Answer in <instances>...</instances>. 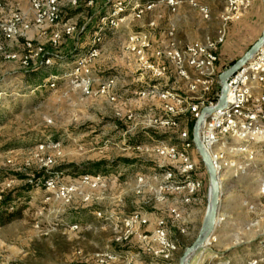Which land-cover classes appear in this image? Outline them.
Segmentation results:
<instances>
[{"label": "rangeland", "instance_id": "374dc122", "mask_svg": "<svg viewBox=\"0 0 264 264\" xmlns=\"http://www.w3.org/2000/svg\"><path fill=\"white\" fill-rule=\"evenodd\" d=\"M87 1L71 6L64 0L57 24L36 27L28 0H0V28L17 12L29 24L28 29L19 27L15 36L0 40L4 46L0 52V207L12 204L22 211V217L0 223V264L159 263L162 245L155 229L160 218L169 221L167 238L177 247L172 263L179 264L201 227L209 201V175H202L207 182L206 203L194 230L187 221L171 225L167 211L180 207L181 195L159 187L163 171H173L179 180L180 165L160 156L156 147L162 141L180 145L183 131L192 136V117L184 113L177 126L161 125L157 119L166 115V101L146 89L157 82L169 86L178 81L181 98L193 101L199 93L185 89L188 83L179 80L172 64L164 76H154L145 60L157 62L156 52L170 42L166 24L179 44L176 29L183 41L195 39L194 34L202 41L214 39L226 2L196 0L210 10V18L204 19L186 0L175 11L161 0ZM119 2L127 6L125 19L119 22V32L110 36L98 32L100 51L87 66L92 80V92L87 94L82 72L78 78L72 76L75 61L91 46L79 32L93 25L94 29L107 27L101 18ZM148 2L155 5L141 18H133L131 8ZM67 27L74 28L70 35L65 34ZM263 30L264 4L254 0L251 9L232 23L217 70L227 69L242 57ZM142 31L148 34L150 46L138 53L131 50L130 38ZM57 33L60 40L53 46ZM106 37L109 41L104 44ZM27 41L54 55L51 71L57 68L53 75L59 77L54 87L47 77L38 82L37 75L45 76L49 68L39 60L33 59L25 68L20 61L4 57V52L23 53ZM111 76L117 78L114 100L96 94ZM194 149L193 158L203 171L205 166ZM229 158L247 163L239 154ZM103 160L107 163L97 170L94 163ZM42 170L45 177H38ZM230 170L235 174L221 179L225 196L221 197L219 224L190 264H264V154L244 171ZM13 207L8 208L14 211ZM134 212L143 213L148 221L128 229L124 219ZM179 224L189 228L179 233L175 228Z\"/></svg>", "mask_w": 264, "mask_h": 264}, {"label": "built area", "instance_id": "2783aa9c", "mask_svg": "<svg viewBox=\"0 0 264 264\" xmlns=\"http://www.w3.org/2000/svg\"><path fill=\"white\" fill-rule=\"evenodd\" d=\"M34 13L33 22L36 27L55 25L60 18V7L64 0H28ZM71 6H78L81 0H67ZM96 0H88V4ZM169 4L172 11L183 2V0H161ZM191 5L198 8V11L204 19L210 18V10L205 5H200L196 0H186ZM226 8L219 15L220 24L217 29V35L214 39L195 40L179 46L174 38V31L169 29L167 43L163 51L156 52L157 62L145 60L146 68L154 76H164L170 65L174 66L177 76L188 83V89L192 93H199V96L193 101H188L179 96L174 89H158L156 85L151 84L146 91L156 93L164 101L166 115L160 116L157 120L163 126L175 127L179 124V116L189 113L192 118L200 115L201 109L206 106H215L220 96L221 86L217 70L219 53L221 47L225 44L229 29L232 23L237 22L250 10L254 0H225ZM155 4L148 2L145 4H136L131 8V15L139 19L150 10ZM127 6L122 2L114 7L107 15L101 18L104 25L117 28L119 22L125 19L124 12ZM21 29H28L29 24L25 21V15L21 12L14 13L12 21L6 26L0 28V40L4 37H13ZM100 27V30H102ZM73 27H67L65 34L70 35ZM60 35L57 33L52 39V45L59 43ZM131 50H137L138 53L150 46L149 36L142 31L133 34L130 38ZM101 36L97 34L93 39L91 46L74 63L75 69L72 76L78 78L82 75L81 81L85 93L90 94L92 80L89 77L88 64L98 55L100 51L99 44ZM3 45L0 43V52H3ZM3 54V53H2ZM6 59L18 60L25 67L31 66V61L36 59L41 62L45 68L53 64L54 55L45 51L42 46H35L32 42L25 43L24 52H4ZM60 57H58L59 59ZM148 59V58H147ZM163 61V62H161ZM57 74H51L47 77V82L54 87ZM116 77H109L102 82L96 89V94L105 95L115 99L113 89L116 85ZM139 93H145L140 91ZM201 137L205 148L210 153L217 171L220 176L228 169L244 171L249 162L254 161L259 154H264V42L253 56L241 66V68L228 78V101L223 108L215 110L203 122L201 127ZM181 143L170 144L162 141L156 147V152L170 161L179 163V180H176V174L171 171H163V184L160 189L163 192L182 193V201L185 204H192L194 197L203 189L204 181L198 175L199 165L194 160L195 146L191 141V134L183 131L180 134ZM44 145L40 144V148ZM239 154L245 159V165L238 163L236 159L229 158V155ZM51 159L47 158L46 163ZM45 163V164H46ZM99 174L97 178H99ZM154 178H158L156 175ZM140 180H142L140 178ZM48 183V182H47ZM48 184H51L50 182ZM261 190L264 193V182ZM171 225L180 222L183 219V211L177 206L169 208ZM147 219L141 212H134L125 217V226L128 229L136 225H144ZM169 221L160 218L157 220L155 234L160 239L162 249L160 255L162 262L155 264H173L172 254L176 250L174 242L167 238ZM184 231V229H181Z\"/></svg>", "mask_w": 264, "mask_h": 264}, {"label": "water", "instance_id": "95a60500", "mask_svg": "<svg viewBox=\"0 0 264 264\" xmlns=\"http://www.w3.org/2000/svg\"><path fill=\"white\" fill-rule=\"evenodd\" d=\"M263 4H264V0ZM264 42V30L261 36L255 41V43L246 51V53L236 60L230 67L225 69L219 74L220 80V96L215 106H206L201 109L200 115L196 118L193 130L192 139L202 163L204 164L207 173L209 175V201L207 210L199 229L197 237L190 246L185 248L182 253L179 264H190L193 256L202 247L205 242L213 235L217 225L219 224V208L222 197V184L220 179V173L217 171L213 159L205 148L201 137V127L205 119L213 113L215 110L223 108L227 105L228 101V78L238 71L243 64H245L253 54L260 48Z\"/></svg>", "mask_w": 264, "mask_h": 264}, {"label": "crops", "instance_id": "0c3cea01", "mask_svg": "<svg viewBox=\"0 0 264 264\" xmlns=\"http://www.w3.org/2000/svg\"><path fill=\"white\" fill-rule=\"evenodd\" d=\"M97 1V0H96ZM99 4V3H98ZM167 5V4H166ZM97 6V5H96ZM169 6V5H168ZM170 7V6H169ZM171 9V8H170ZM178 14H179V11H178V13H176V14H174V15H177L178 16ZM198 14L200 15V16H202L201 14H200V12H198ZM173 15V16H174ZM167 26H166V30L168 31L169 30V27H168V24H166ZM94 27H95V25H93V27H91L90 29H87V30H85L83 33H82V31H80L79 33H82L81 34V37L80 38H83V39H86L87 41V43H91L92 44V42H93V39H92V37H94L95 35H97L98 34V32H101L104 36L106 35H108V36H110V35H112V34H114V33H116V32H119L118 30L119 29H117V28H114V27H110V26H107V27H103V28H101L102 30H100V27H98V28H96V29H94ZM93 28V29H92ZM199 29H197L196 31H198ZM92 31V32H91ZM166 31V32H167ZM176 38L179 40V41H181V42H184V44L185 43H188V42H191V41H195V40H200V38L201 37H198L197 38V36H199V35H195L194 34V36H193V38H195V39H193V40H191V41H183V40H181L182 39V37H180V36H178V34H179V32H178V30L176 29ZM167 36V35H166ZM180 38V39H179ZM92 39V40H91ZM89 40V41H88ZM108 41H109V39L106 37V40L104 41V44L106 43H108ZM180 42V44L181 45H183V43H181ZM48 71H50V73H51V66L48 68ZM53 71V70H52ZM55 71H57V68H56V70ZM55 71H53V72H55ZM54 74V73H53ZM174 77H176V75H174ZM176 79H178L177 77H176ZM179 80H181L182 82H183V80L182 79H180L179 78ZM176 82H178V81H174V82H172L169 86H167V85H164V86H162L161 85V83L160 82H157L156 84H154V85H156V88H158L159 90L160 89H167V88H169V89H174V90H177V92H178V90H180V87H178L177 85H176ZM184 83H186L185 81H184ZM184 85V84H183ZM186 90H189L188 89V87L187 88H185ZM206 172H207V170H206V168L203 170V171H201V168L199 169V171H198V175L201 177V178H203L202 177V175L203 174H206ZM235 173L233 172V171H231L230 169H228V170H226L221 176H220V179H222L223 180V176H233ZM203 181H204V178H203ZM223 183V181H221V184ZM206 188H207V182L206 181H204V186H203V189L194 197V200H193V203L192 204H185L184 203V201H182V197H183V195L184 194H182V193H177V194H180L181 195V197H180V207H178L179 209H181L182 211H183V219L180 221L181 223H183V224H185V222L187 221V222H189L190 224H191V229L192 230H194V228L196 227V225H197V223H198V221H199V219H200V217H202V213H203V210H204V208H205V204L204 203H206ZM172 194V193H171ZM225 196V194H222V196ZM221 200H223V198H221ZM225 200V199H224ZM220 205H221V202H220ZM189 208H191V209H189ZM169 210V209H168ZM206 210H207V208L205 209V211H204V215H203V219H204V216H205V213H206ZM219 210H220V208H219ZM168 212V216L170 217V214H169V211H167ZM201 220V219H200ZM202 222H203V220H202ZM202 225V224H201ZM184 225H181V224H179V225H177L175 228H177L176 229V231H178L179 233H181V232H184V231H182L181 229L183 228H186L187 227V229L189 228V226H186V227H183ZM155 227V226H154ZM150 230H153V229H150Z\"/></svg>", "mask_w": 264, "mask_h": 264}, {"label": "trees", "instance_id": "16d2710c", "mask_svg": "<svg viewBox=\"0 0 264 264\" xmlns=\"http://www.w3.org/2000/svg\"><path fill=\"white\" fill-rule=\"evenodd\" d=\"M85 30H83L82 31V33L84 32ZM81 33V34H82ZM227 41V40H226ZM220 56V55H219ZM58 58V57H57ZM219 59H220V57H219ZM58 60V59H57ZM234 63V61H232V63L231 64H233ZM44 71H45V69H44ZM53 71H55L54 69H53ZM53 71H51V73H50V71H48L47 73H46V75L44 76L43 74H41V75H37L38 76V78H39V80H38V82H41L44 78H46V77H49L51 74H53V73H57L56 71L55 72H53ZM224 71V70H223ZM218 72H222V71H220V70H218ZM40 74V73H39ZM41 80V81H40ZM39 85H41V83L39 84ZM42 86V85H41ZM194 122H195V119L194 118H191V121H190V123H189V126H190V128H191V130L193 129V125H194ZM192 137V136H191ZM124 160H126V161H130V160H128V159H124ZM107 162L106 161H99V162H96V163H94V166L96 167V169L97 170H99L101 167H103V165H105ZM96 170V171H97ZM96 174V173H95ZM45 175H46V173H45V171L44 170H42V171H40L39 172V174H38V177H45ZM12 201V200H11ZM12 203V202H11ZM8 207H13V205L12 204H9L6 208H4V209H1L2 207H0V223H5V222H10V221H12V220H14V219H17V218H20V217H22V211H21V209H18V208H16L15 209V207H13L14 209V211H10V209L8 208Z\"/></svg>", "mask_w": 264, "mask_h": 264}, {"label": "bare ground", "instance_id": "6f19581e", "mask_svg": "<svg viewBox=\"0 0 264 264\" xmlns=\"http://www.w3.org/2000/svg\"><path fill=\"white\" fill-rule=\"evenodd\" d=\"M206 242H207V241H206ZM206 242H205V243H206Z\"/></svg>", "mask_w": 264, "mask_h": 264}]
</instances>
